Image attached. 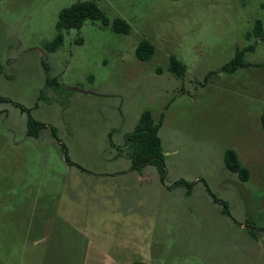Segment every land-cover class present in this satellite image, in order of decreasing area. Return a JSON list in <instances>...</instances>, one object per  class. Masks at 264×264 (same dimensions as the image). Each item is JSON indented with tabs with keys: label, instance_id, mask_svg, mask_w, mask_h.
Instances as JSON below:
<instances>
[{
	"label": "rangeland",
	"instance_id": "374dc122",
	"mask_svg": "<svg viewBox=\"0 0 264 264\" xmlns=\"http://www.w3.org/2000/svg\"><path fill=\"white\" fill-rule=\"evenodd\" d=\"M80 1L0 0V264H264V38L249 36L264 0H94L109 23L64 30L48 51ZM250 45L247 65L225 72ZM45 62L63 92L46 87ZM14 102L45 124L37 137ZM146 110L162 121L164 180L127 157ZM229 148L249 180L227 168Z\"/></svg>",
	"mask_w": 264,
	"mask_h": 264
},
{
	"label": "trees",
	"instance_id": "16d2710c",
	"mask_svg": "<svg viewBox=\"0 0 264 264\" xmlns=\"http://www.w3.org/2000/svg\"><path fill=\"white\" fill-rule=\"evenodd\" d=\"M87 20H102L103 23L108 24L109 18L100 9L97 2L94 0H85L72 4L61 10L59 21L57 23L58 34L55 39L46 44L48 51H57L64 42V30L71 28H81ZM113 27L117 32L130 33L131 24L122 17H116L113 22ZM254 35L258 38H264V22L257 20L249 32V36ZM80 41H82L80 39ZM254 49V45H250L247 48H238L235 56L223 66V70L227 73H234L240 67L247 65L245 60V53L248 50ZM155 52V46L147 39H143L138 44L136 54L141 60H149L153 57ZM46 76V87L54 88L56 91L63 92V84L56 78L49 75V67L44 63ZM170 70L177 77L182 78L186 71L187 65L183 63L176 56H172L170 61ZM4 71V64L0 61V73ZM40 99L46 100V90L43 89L40 92ZM8 98L0 94V102H7ZM15 105L21 108L22 111L28 112L27 121V134L32 137H37L40 131L45 128V124L40 123L30 113V109L23 107L19 103L14 102ZM262 124L264 127V113L262 114ZM162 121L158 122L153 117L150 110H146L142 113L139 121L133 131L128 132L125 135V146L127 147V157L131 160L132 169L137 170L146 165H155L158 168L162 179L166 177V165H165V153L162 146V140L159 135ZM112 132L110 133V136ZM63 149L66 152V145L63 144ZM65 159L70 161V158L66 152ZM224 160L227 168L237 173L241 180L247 181L250 178V170L245 167L236 152L235 149L229 148L225 152ZM176 186L183 185L187 188V194L192 192L193 183L188 182L185 179H179L174 183ZM205 184H207L205 182ZM208 191L214 197L216 202L224 204V211L229 213L227 203L220 199L207 185ZM255 235V233H254Z\"/></svg>",
	"mask_w": 264,
	"mask_h": 264
},
{
	"label": "water",
	"instance_id": "95a60500",
	"mask_svg": "<svg viewBox=\"0 0 264 264\" xmlns=\"http://www.w3.org/2000/svg\"><path fill=\"white\" fill-rule=\"evenodd\" d=\"M80 91L86 92V93H90L91 91L89 90H85V89H79Z\"/></svg>",
	"mask_w": 264,
	"mask_h": 264
},
{
	"label": "crops",
	"instance_id": "0c3cea01",
	"mask_svg": "<svg viewBox=\"0 0 264 264\" xmlns=\"http://www.w3.org/2000/svg\"><path fill=\"white\" fill-rule=\"evenodd\" d=\"M133 170V169H132Z\"/></svg>",
	"mask_w": 264,
	"mask_h": 264
},
{
	"label": "flooded vegetation",
	"instance_id": "af4514ba",
	"mask_svg": "<svg viewBox=\"0 0 264 264\" xmlns=\"http://www.w3.org/2000/svg\"><path fill=\"white\" fill-rule=\"evenodd\" d=\"M132 169V168H131Z\"/></svg>",
	"mask_w": 264,
	"mask_h": 264
}]
</instances>
